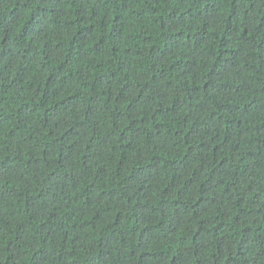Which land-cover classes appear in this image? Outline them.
Returning a JSON list of instances; mask_svg holds the SVG:
<instances>
[{
    "label": "trees",
    "instance_id": "obj_1",
    "mask_svg": "<svg viewBox=\"0 0 264 264\" xmlns=\"http://www.w3.org/2000/svg\"><path fill=\"white\" fill-rule=\"evenodd\" d=\"M0 264H264V0H0Z\"/></svg>",
    "mask_w": 264,
    "mask_h": 264
}]
</instances>
